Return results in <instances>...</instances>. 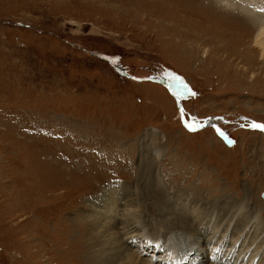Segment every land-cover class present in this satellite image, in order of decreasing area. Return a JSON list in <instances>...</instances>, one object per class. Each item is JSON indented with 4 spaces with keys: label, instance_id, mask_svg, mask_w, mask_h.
Here are the masks:
<instances>
[{
    "label": "rangeland",
    "instance_id": "rangeland-1",
    "mask_svg": "<svg viewBox=\"0 0 264 264\" xmlns=\"http://www.w3.org/2000/svg\"><path fill=\"white\" fill-rule=\"evenodd\" d=\"M254 2L235 0L258 17ZM232 4L0 0V264H128L124 251L142 246L106 244L119 234L98 226L111 189L138 194L135 217L153 234L211 219L196 233L206 241L233 216L227 242L244 224L257 248L248 222L258 210L264 226V131L249 125L264 123V59L254 37L239 46L225 29L248 23ZM166 74L196 95L177 98ZM181 107L204 126L189 131Z\"/></svg>",
    "mask_w": 264,
    "mask_h": 264
},
{
    "label": "bare ground",
    "instance_id": "bare-ground-1",
    "mask_svg": "<svg viewBox=\"0 0 264 264\" xmlns=\"http://www.w3.org/2000/svg\"><path fill=\"white\" fill-rule=\"evenodd\" d=\"M230 1L233 2L232 6L234 8H232V9H229L228 7L227 8L230 11H232V10H238V12L240 11V15L242 16V18L245 17L244 19L248 23L243 24V26L240 24H237L236 26L233 25L232 27L228 26L225 29H227L228 31H233L234 33L237 34V36L239 37L237 43L239 44L241 41L239 46H242L243 43L248 44V42L251 40V38L254 37V39H253L254 44L253 45H255V46H253V45L251 46L248 44V47H249V49L254 50V51L260 50V52L262 54L260 59L263 60L264 59V16H263L264 11H262L261 9H264V2H263L262 6L259 5L260 7L258 6L256 8L251 9V10H253L254 14H258V17H254L252 14H248L247 10L243 7L244 4H242V7L240 8V7H238L239 5H237L235 3V0H230ZM242 1H243V3H245L247 0H242ZM249 1L251 2V4L255 3L254 0H249ZM251 6H253V4ZM241 13H243V14H241ZM244 13H246L247 15H252V16L250 18L246 17V15ZM253 24L256 26V28ZM232 29H234V30H232ZM220 34H224V33L221 32ZM245 48H247V47H245ZM236 49L238 50V48H236ZM224 50H223V52H224ZM227 53H228V51H227ZM257 56H259V55H257ZM236 58H238V57H236ZM153 150H154V152L152 154L156 155V158H159L160 150H158L157 147L153 148ZM111 190L106 192L103 195V197H104L103 201L105 202L104 208L106 210L105 211H102V210L99 211L98 210V213L101 214L100 216L97 215V218L100 219L98 226H99V228H103V233H101L102 235H105V234L112 235L114 232V233H118L120 236V237L117 236V240L114 238L108 237V240H106V244L118 242L120 247H124L125 249H127L128 248L127 244L131 243V241H132V243L138 242L137 245L142 246V247H138V249L137 248H134V249L128 248L129 250L127 249L124 251L125 253H127L129 255L128 258L130 261H126L128 264H136V261H139L140 262L139 264H150L151 262L157 263L158 261H159V263H157V264H183L189 260V259H185V258L180 259L181 256H179V255L183 254V253L185 254L184 256L192 258L191 259V260H193L192 264H198V262H200V261H202L201 264H203V263L204 264H222V263H218V261L215 260V259H217L216 253H217V249L219 248V245L221 244L220 246H225L226 243L228 244V246L224 248V251L221 254V259H224L226 261V264H264V226L263 227H257V226H260L259 223H256V217L258 216V214H260V212L258 210L252 211L253 214L255 215V217H254V215H252L253 218L250 219L248 222V223H252V225L250 227L254 228V226H256L255 227L256 228L255 233H252L251 236L255 239L254 240L256 242L255 244H258V246H257V248H254L252 250V246L248 244L249 241L245 238V235L243 234V231L246 229V225H244V224H243V227L241 229H240V226H241L240 224H237V225L235 224V226H236L235 228L238 231H237V233L232 235L231 243L227 242L229 240L228 231L230 229V223L233 222L232 221L233 216H232L231 220H229L227 223H225L226 224L225 228H227V229H226V231H224L222 236L218 237L216 229H219V228H214L215 231L212 232L213 237H210V239H208L206 241H204V237H201V236L199 237L198 235H196V233L199 234V232H201V231L202 232L203 231H205V232L209 231L210 228L212 227L210 222L214 221L211 219H210V221H208L207 226L202 227V225H201V227H200V224L204 220L201 221V223H199V224L192 225L193 227L192 226L191 227L194 229V232H192V231L189 232V227L187 225H184L185 227L181 226L179 231H177V230L175 231L174 230L175 228L171 229V230L169 229V232L166 234L167 229L165 230L164 228L163 229L161 228L157 233L153 234V233L149 232L146 229V227L143 226V223L140 224L138 222L137 216L135 217L136 207H134V205L141 203L140 200H142V199L136 198L138 194L134 195L131 192H125V190H123V189H121L119 192H113ZM261 197H262V193H261ZM163 198L160 201L161 203L158 202V204L159 203L162 204V202H164V204H165L164 207L168 206L170 208L168 211V214L169 213L172 214L173 211H170L172 209L171 205L169 206L167 204L168 198L167 199H163ZM123 200H125L124 205L121 204ZM262 200L264 201L263 198H262ZM215 202L218 203V201H215ZM240 202H241V200L237 201V203L232 202L231 205L235 206L236 208L238 207V209H240V211H242L244 208V205L241 204ZM99 204H101V203H99ZM127 207L129 208V211H130V215H128V216H126V210L128 209ZM184 214H185V211H184ZM196 215L194 213L195 217H196ZM170 219H171V217H170ZM242 220H243L242 218L240 220H238L239 221L238 223H241ZM223 221H224V218H221V222H219V223L221 224ZM214 222H216V221H214ZM104 223H105V225H104ZM195 229H196V231H195ZM166 237H167V239H165ZM217 237H218V239H217ZM212 238H216L217 242L214 243V246L211 245L212 247H210L209 243H210ZM150 247H152V249H150ZM220 249H222V248H220ZM146 252H148L149 255L146 254ZM206 252H207V255H205ZM144 254L148 255L149 257L147 256V258H146L144 256ZM156 254H160L159 255V257H161L160 260H156ZM188 254H189V256H188ZM177 256H179L178 263H177V259H176ZM114 257L112 259V260H114V264L117 263V260L122 258L121 254H119V257H117V259ZM231 258H233V259H231Z\"/></svg>",
    "mask_w": 264,
    "mask_h": 264
},
{
    "label": "snow or ice",
    "instance_id": "snow-or-ice-1",
    "mask_svg": "<svg viewBox=\"0 0 264 264\" xmlns=\"http://www.w3.org/2000/svg\"><path fill=\"white\" fill-rule=\"evenodd\" d=\"M261 10L264 11V9H261ZM166 75L168 76L169 79H171L174 82V84L171 85L170 87H175L176 89H178V90L173 92V95H175L177 98H182L186 94H191L193 96L196 95V93L191 92V90L188 88V86L183 82L182 78L177 77L174 74H166ZM180 113H181V120H182L184 126L189 131H196L199 128L204 126V124L202 122H198L195 118H188L183 107H181ZM249 127L254 128V129H258L260 131H264V123H258V122L253 121L249 125ZM217 131L221 135H223V130L217 129ZM228 143L230 145H232L235 143V141L229 139Z\"/></svg>",
    "mask_w": 264,
    "mask_h": 264
},
{
    "label": "water",
    "instance_id": "water-1",
    "mask_svg": "<svg viewBox=\"0 0 264 264\" xmlns=\"http://www.w3.org/2000/svg\"><path fill=\"white\" fill-rule=\"evenodd\" d=\"M173 91V90H172ZM262 198L264 199V191L262 192Z\"/></svg>",
    "mask_w": 264,
    "mask_h": 264
}]
</instances>
